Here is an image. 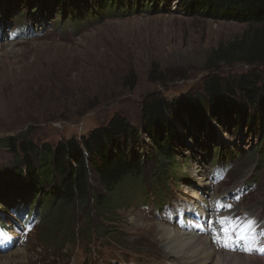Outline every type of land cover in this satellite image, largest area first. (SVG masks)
Returning <instances> with one entry per match:
<instances>
[{"label":"rangeland","instance_id":"obj_1","mask_svg":"<svg viewBox=\"0 0 264 264\" xmlns=\"http://www.w3.org/2000/svg\"><path fill=\"white\" fill-rule=\"evenodd\" d=\"M62 1L0 0V20L8 14L10 18L22 14L29 15V19L44 16L57 26L67 16L61 9ZM65 1L62 5L70 0ZM167 3L169 9L163 13H152L146 8L102 21H80L75 28L69 26L53 39L18 40L0 47V179H5L8 185L5 196H0V212H5V202L11 204L21 195L14 185L13 153L1 143L6 136L29 129L39 147L56 146L74 137H88L116 114L141 126V106L150 94L160 93L170 101L197 94L208 99L204 80L212 74L236 78L256 70L257 85L264 89V64L215 65L211 58L213 51L241 38L249 29L247 23L186 15L177 1ZM11 48L14 53L9 54ZM179 117L182 119L176 118L179 138L173 147V162L166 163L159 157L144 136L142 143L133 146L142 155L144 174L132 185L133 180H126L114 194L110 208L103 210L96 205L94 193H108L97 174L89 171L90 202L87 205L77 202L74 208L79 214L72 226L81 228L89 219L98 227L91 241L79 240L83 239L81 236L68 242L60 229L48 238V220L44 218L24 246L0 254V264H112L118 259L192 264L173 256L178 244L169 243L159 223L169 225L154 219L149 215L152 210L141 205L147 203L152 207L157 202L155 191L159 189H166L169 195L191 196L205 204L208 194L210 198L217 192L207 179L209 165L218 150L241 153L240 158L234 159L235 166L232 165L233 170L219 191H228L232 184L246 179H258L260 188L248 193L250 196L241 204V210L264 214V158L257 150L264 135V118L251 121L245 117L242 123H235L224 117L208 116L200 125L184 109ZM126 152L131 155L127 148ZM156 169L168 170L158 178V183L153 178ZM174 174L176 177L166 178ZM200 187H207L203 195ZM40 191L35 200L46 203V207L48 196ZM21 210L19 207L13 214L20 215ZM1 220L0 230L5 231L6 222ZM103 227L109 228L107 232H103ZM211 248L221 251L214 245ZM19 249L27 253L24 260L17 259L21 256ZM235 257L230 255L227 264H264V257ZM206 264H216V259H209Z\"/></svg>","mask_w":264,"mask_h":264},{"label":"trees","instance_id":"obj_2","mask_svg":"<svg viewBox=\"0 0 264 264\" xmlns=\"http://www.w3.org/2000/svg\"><path fill=\"white\" fill-rule=\"evenodd\" d=\"M174 1H177L186 15L198 14L249 25V29L241 38L213 51L211 58L215 65L264 64V0ZM63 2L66 1L60 3ZM167 2L168 0H70L62 6L64 9L68 8L72 14L79 12L81 7L87 17L102 21L108 17H121L144 11L146 8L152 13H163L169 9ZM204 88L208 99L197 94L181 101H170L160 93L150 94L141 106V126H135L123 115L116 114L107 125L94 129L88 137H74L60 141L56 146L44 144L39 147L29 129L18 135L2 138L1 143L14 156L13 178L16 184L13 183L17 190H20L19 193H27L26 196L35 199L37 191L42 189L40 194L48 196L46 207V203L42 202L47 215L45 220H48L46 237L50 238L60 229L59 233L61 232L68 242H74L81 236L83 239L79 240L89 242L92 234L98 232V227L89 219L81 228L78 225L72 226L76 215L79 214L74 208L77 202L83 205L90 202L89 171L93 170L97 174L108 193L104 195L95 192L96 205L103 210L110 208L114 194L120 186L130 179L133 180L130 182L132 185L144 174L142 155L133 147L134 144L142 143L144 136L149 138L159 157L166 163L173 162V147L179 138L176 118L178 116L182 119L179 117L181 109L200 125L208 116L214 119L224 117L235 123H242L245 117L251 121L264 118V89L257 85L256 70L236 78L209 75L204 80ZM126 148L130 150V156ZM257 150L264 158V135L261 136V144ZM220 153L238 155L229 149L220 150L218 154ZM35 159L38 161L35 162ZM156 170L153 173L156 181L168 171ZM168 177L166 176L167 179ZM0 181V196L3 197L8 185L5 179ZM159 191L162 192L160 189ZM63 228H66V231H63ZM107 229L109 228H102L103 232H107Z\"/></svg>","mask_w":264,"mask_h":264},{"label":"bare ground","instance_id":"obj_3","mask_svg":"<svg viewBox=\"0 0 264 264\" xmlns=\"http://www.w3.org/2000/svg\"><path fill=\"white\" fill-rule=\"evenodd\" d=\"M10 47V46H7ZM9 54L14 53V49H9ZM6 57V56H5ZM194 177V181H195ZM206 191V190H205ZM159 227L161 230H163L164 237L169 241V243L176 246L178 244V247H176V250L174 251L173 256L176 258H180L183 260H187V262H191L192 264H206L207 260L216 259V264H227L229 256L232 255L231 253H226L224 251H215L212 250L211 246L213 245L211 241L207 239H203V236L199 235L198 233H193L192 235H185L187 233H180L181 231L173 232L169 228V226L159 223ZM34 231V230H33ZM204 243H207V247H205ZM211 245V246H209ZM19 254L21 256L17 257L24 260L25 255L27 254L23 249H19ZM211 251V252H210ZM172 251H170L171 253ZM13 255V254H12ZM233 256H242L238 254H233ZM28 258V256H26ZM249 257V256H247ZM239 259L235 257V260ZM9 260V259H8ZM15 261V260H14ZM11 263V260L7 261ZM16 262V261H15ZM186 262V263H187ZM2 264V263H1ZM15 264V263H14Z\"/></svg>","mask_w":264,"mask_h":264},{"label":"snow or ice","instance_id":"obj_4","mask_svg":"<svg viewBox=\"0 0 264 264\" xmlns=\"http://www.w3.org/2000/svg\"><path fill=\"white\" fill-rule=\"evenodd\" d=\"M221 207H231V205L220 204ZM264 233H258L257 221L255 218L248 217L247 214L243 217L229 218V226L224 229L223 235L217 234L214 236V241L220 246L235 250L236 246L243 242L241 251L253 252L257 251L264 254Z\"/></svg>","mask_w":264,"mask_h":264}]
</instances>
